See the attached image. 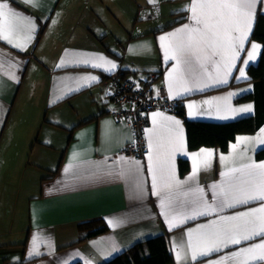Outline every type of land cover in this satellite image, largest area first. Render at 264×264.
Wrapping results in <instances>:
<instances>
[{
  "label": "crops",
  "instance_id": "0c3cea01",
  "mask_svg": "<svg viewBox=\"0 0 264 264\" xmlns=\"http://www.w3.org/2000/svg\"><path fill=\"white\" fill-rule=\"evenodd\" d=\"M0 2L35 26L29 31L22 24L13 43L0 39V264H102L159 235L168 243L171 264H210L264 241L256 236L196 260L189 247L190 240L198 252L209 246L201 235L213 229L200 225L243 226L247 218H221L264 204L251 200L218 207L225 191L240 185L242 173L232 169L264 163L254 155L264 147V123L253 133L238 134L226 150L189 149L185 119L156 109L148 114L144 155L129 156L123 150L133 134L108 114L112 88L106 77L120 71L135 81L154 73L153 90L163 86L169 99L180 100L186 119L224 122L250 115L253 100L236 98L253 87L247 72L262 44L251 35L258 14H264V0H256L250 21L240 24L247 37L239 55L234 60L231 51L226 59L215 56L205 63L206 71L195 57L191 66L165 59V47L185 36L169 34L193 23L185 10L192 0ZM252 44L258 48L248 61ZM211 52L205 48L198 55L203 59ZM248 105L251 112L233 111ZM180 160L188 165L183 172ZM243 179L258 183L261 177ZM92 223L105 231L87 238ZM246 259L242 255L223 264Z\"/></svg>",
  "mask_w": 264,
  "mask_h": 264
},
{
  "label": "snow or ice",
  "instance_id": "6c2138e0",
  "mask_svg": "<svg viewBox=\"0 0 264 264\" xmlns=\"http://www.w3.org/2000/svg\"><path fill=\"white\" fill-rule=\"evenodd\" d=\"M26 3H34V0H25ZM256 6V0H192L189 6H186L185 10H190L192 15L190 20L192 24H185L182 28L177 29L176 32L170 33V36H175L177 33H184V38L173 42L169 46L165 47V59H174L176 64L180 65L182 62L191 66V58L200 62V67L206 71V62H213V57L220 56L221 59H226L228 53L231 51V59H235L239 53L237 48H242L243 42L247 37L246 32H241L240 24L242 21H250L253 14V9ZM27 18L22 14L16 12L9 7L7 2H0V39L13 43V34L23 24L31 31L35 26L30 22L25 24ZM234 33H240V35H234ZM31 37H29L30 39ZM165 36H161L160 40L164 41ZM16 47H22V45H15ZM211 49V55H206L201 58L198 52L203 49ZM258 46L252 44V51L248 53V61L255 58V53ZM169 50L171 56H169ZM183 58V60H182ZM245 61V63H248ZM114 68L115 65L113 64ZM171 76V73H169ZM245 74L243 69L240 70V78H244ZM221 82V81H217ZM225 82L226 81H222ZM187 90V89H186ZM169 91H171V85H169ZM231 95V94H230ZM252 106L248 105L244 108L234 109L237 113L251 112ZM159 115L153 113V116ZM192 115V113H189ZM171 119V118H166ZM176 125H179V121H174ZM264 131V130H262ZM243 139V138H241ZM264 143V141H261ZM151 147V143L149 145ZM224 159V157H221ZM244 169H260L261 171L253 173L248 171L244 173ZM240 171L242 177L240 179V185L236 187H230L228 191H225L224 198L220 201L218 207L222 210L224 207H233L236 204H247L251 200L264 201V163L261 164H248L244 165L242 169H232V172ZM196 169L194 167L193 175H195ZM222 175H228V173H222ZM247 175L252 177L259 175L261 179L258 183L253 182L251 179H243V176ZM155 175H153V187L155 188ZM179 183V182H177ZM165 187H171L169 184H165ZM213 187H216L215 185ZM198 192H202V189H198ZM158 194V193H156ZM161 206H164V202H161ZM211 206L205 205V208ZM213 211L216 209L213 208ZM205 212H196L195 215H206ZM259 214V215H257ZM241 218H247L244 220L243 226L240 224L227 223L221 227L213 228L217 222L213 221L210 225H200L203 229H213L202 233L201 240L206 242L207 246L202 251H196V248L189 241V247L193 248L192 259L196 260L198 256L209 255L212 252L220 251L221 247H227L229 244L239 245L242 241H248L256 236H264V204H261L259 208L250 209L247 212L237 213L234 216L222 217L221 220L226 222L237 221ZM183 221H181L182 223ZM170 227L176 226L169 224ZM194 230H189L191 233ZM259 251V255H256V250ZM245 255L250 257L251 262L259 264L260 261H264V241L251 245L249 247L241 248L239 252H234L231 257H224L220 261L210 262V264H223V261L229 258L240 257ZM179 259V254L177 256ZM250 261L246 259L243 264H250Z\"/></svg>",
  "mask_w": 264,
  "mask_h": 264
},
{
  "label": "trees",
  "instance_id": "16d2710c",
  "mask_svg": "<svg viewBox=\"0 0 264 264\" xmlns=\"http://www.w3.org/2000/svg\"><path fill=\"white\" fill-rule=\"evenodd\" d=\"M251 37L262 44L260 56L257 62L250 65L247 72V81L253 84V87L250 92L237 97L236 100H253L255 106L253 113L238 119L224 122L186 119L183 104L180 100L176 101L175 106L171 111L177 113L185 119L187 145L189 149H197L205 146L226 150L229 143L233 141L238 134L253 133L261 125H263L264 14H258ZM118 73L125 76L124 73H120V71ZM111 88L112 93L113 87L111 86ZM254 155L255 159L264 160V147L255 151ZM187 167L188 165L186 161H179L180 172L185 171ZM89 228L90 230L86 234L87 238L102 234L105 231L104 226L93 225V223L89 225ZM172 260V255L165 237L163 235H159L132 244L102 264H171Z\"/></svg>",
  "mask_w": 264,
  "mask_h": 264
},
{
  "label": "built area",
  "instance_id": "2783aa9c",
  "mask_svg": "<svg viewBox=\"0 0 264 264\" xmlns=\"http://www.w3.org/2000/svg\"><path fill=\"white\" fill-rule=\"evenodd\" d=\"M155 78L154 73L137 81L119 75L109 77L113 91L109 96L111 107L108 114L113 119L126 123L133 134V139L123 150L126 155H144L148 114L156 109L172 110L175 106L176 101L168 98L163 86L153 90L151 83Z\"/></svg>",
  "mask_w": 264,
  "mask_h": 264
},
{
  "label": "bare ground",
  "instance_id": "6f19581e",
  "mask_svg": "<svg viewBox=\"0 0 264 264\" xmlns=\"http://www.w3.org/2000/svg\"><path fill=\"white\" fill-rule=\"evenodd\" d=\"M111 75H119L120 77H124V78L130 79V78H128V77H126V76H122V75H120L118 72H116V73H112V74L106 76L107 79H108V81H110V80H109V77H110Z\"/></svg>",
  "mask_w": 264,
  "mask_h": 264
},
{
  "label": "rangeland",
  "instance_id": "374dc122",
  "mask_svg": "<svg viewBox=\"0 0 264 264\" xmlns=\"http://www.w3.org/2000/svg\"><path fill=\"white\" fill-rule=\"evenodd\" d=\"M110 88V87H109ZM43 133V132H42ZM41 137V136H40Z\"/></svg>",
  "mask_w": 264,
  "mask_h": 264
}]
</instances>
